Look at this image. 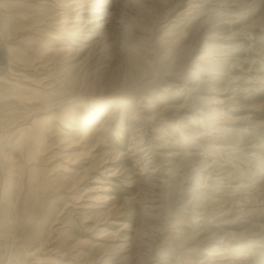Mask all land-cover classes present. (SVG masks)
Returning <instances> with one entry per match:
<instances>
[{"label": "rangeland", "instance_id": "374dc122", "mask_svg": "<svg viewBox=\"0 0 264 264\" xmlns=\"http://www.w3.org/2000/svg\"><path fill=\"white\" fill-rule=\"evenodd\" d=\"M0 264H264V0H0Z\"/></svg>", "mask_w": 264, "mask_h": 264}, {"label": "bare ground", "instance_id": "6f19581e", "mask_svg": "<svg viewBox=\"0 0 264 264\" xmlns=\"http://www.w3.org/2000/svg\"><path fill=\"white\" fill-rule=\"evenodd\" d=\"M41 1V0H40ZM43 4V3H42ZM94 10L95 9H91V14H95L96 12H94ZM47 47L45 46V49H46ZM83 132L86 134V133H88V128L87 127H83Z\"/></svg>", "mask_w": 264, "mask_h": 264}]
</instances>
